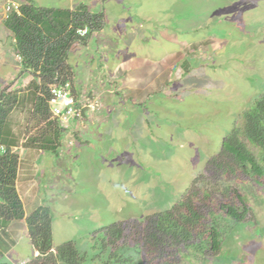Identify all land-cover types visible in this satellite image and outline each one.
<instances>
[{"label":"rangeland","instance_id":"obj_1","mask_svg":"<svg viewBox=\"0 0 264 264\" xmlns=\"http://www.w3.org/2000/svg\"><path fill=\"white\" fill-rule=\"evenodd\" d=\"M5 1L0 0V93L19 96L7 122L14 132L9 138L18 139L12 149L21 163L17 187L25 217L49 205L54 251L74 241L86 254L85 264H97L104 243L97 261L110 264L109 247L116 248L106 237L111 224L123 222L126 233L135 234L133 228H143L148 215L171 208L264 92V0H16L106 9L103 25L72 46L68 58L75 88L96 91L100 107L89 111L91 120L78 134L67 131L59 154L26 145L33 135L40 141L50 125L35 111L34 97L24 100L38 76L22 69L16 57L14 37L3 24ZM132 56L138 61L124 69L123 61ZM50 113L47 119L53 120ZM227 178L214 185H236L254 217L234 221L216 203L221 252L202 264H264V182ZM0 238L10 248L0 264H28L40 253L25 218L0 226ZM142 241H119L134 264H147Z\"/></svg>","mask_w":264,"mask_h":264},{"label":"trees","instance_id":"obj_2","mask_svg":"<svg viewBox=\"0 0 264 264\" xmlns=\"http://www.w3.org/2000/svg\"><path fill=\"white\" fill-rule=\"evenodd\" d=\"M19 9L21 12L9 13L3 24L14 37V50L20 58L22 69L40 78L31 80L30 94L35 98V111L43 116L41 118L47 121L51 131L46 132L40 141L39 136H31L26 145L33 144L57 154L64 133L70 127L64 128L55 118L47 119L51 114L49 89L67 79L74 81V68L68 62V55L76 40H85L78 34V29L88 27L91 32L99 29L105 14L90 12L86 5H78L76 10H70L22 3ZM78 90L75 92L79 95L82 92ZM15 102H19L17 94L11 96L0 93V143L7 145L6 151L0 152V226L7 228L12 221L25 218L31 244L40 252L28 264H85L86 254L78 250L74 241L62 243L54 251V215L49 205H40L25 217L24 204L17 187L21 163L11 145L18 139L9 138L12 133L7 122ZM242 117V124L234 126L224 136L222 148L210 157L204 171L193 179L186 194L171 208L147 216L142 229L145 263L185 264L186 260L191 261L196 256L192 260L193 264H202L204 258L215 257L221 252V231L215 218L218 213L214 211L216 203L220 208L219 213L234 221H247L254 217L248 197L236 185H214L221 176L236 180L251 177L259 184L264 182V92L251 103ZM80 120L73 119L71 122L76 131L83 126V122H90L88 108L83 111ZM20 177L24 179L23 175ZM199 185L206 186L200 188ZM207 186L217 189L219 193H211L206 189ZM123 224L114 222L107 231L106 237L109 235V242L116 247H109L110 264H134V258L125 257L121 252L122 245H126L127 241L121 246L119 241L122 238L140 240L141 228H133L135 234H130L126 233ZM105 247L107 245L103 243L98 248L97 260ZM9 249L0 239V258ZM97 260V264H109L104 261L98 263Z\"/></svg>","mask_w":264,"mask_h":264},{"label":"built area","instance_id":"obj_3","mask_svg":"<svg viewBox=\"0 0 264 264\" xmlns=\"http://www.w3.org/2000/svg\"><path fill=\"white\" fill-rule=\"evenodd\" d=\"M5 7L8 16L13 11H19L20 5L15 1H9ZM83 31V33L86 32V30ZM89 93L76 94L73 83L69 80L52 85L49 89L48 102L53 116L59 118L64 124H69L72 117L80 120L86 108L91 111V109L99 106L98 93L96 91H90ZM5 149L6 147L0 146V151L5 152Z\"/></svg>","mask_w":264,"mask_h":264},{"label":"clouds","instance_id":"obj_4","mask_svg":"<svg viewBox=\"0 0 264 264\" xmlns=\"http://www.w3.org/2000/svg\"><path fill=\"white\" fill-rule=\"evenodd\" d=\"M9 1H15V2L18 3V1H16V0H7V1H5V6H6V3L9 2ZM18 4L21 6L22 3H18ZM79 5H81V4H79ZM84 5H86V3H85ZM46 7H47V6H46ZM86 7L88 8L87 5H86ZM51 8H55V7H51ZM59 8H61V7H59ZM67 9H70V8H67ZM76 9H77V7H76ZM70 10H73V9H70ZM88 10H89V9H88ZM104 10H106V9L104 8ZM104 10L97 11V12H103V13L106 15V12H105ZM89 11H90V10H89ZM17 12H21V10L19 9V11H17ZM91 12H92V11H91ZM5 13H6V12H5ZM6 17H7V14H6L5 18H6ZM83 30H86V32L83 33V32H82ZM93 32H94V31H92V32L89 31V28H88V27H84V28H79V29H78V34H79L80 36H82L83 38H87V39L93 34ZM82 41H83V40L79 39V40H76L75 43H76V42H81V43H82ZM83 42H84V41H83ZM71 50H72V47H71V49H70V51H69V54H70ZM16 57H17L18 60L20 61V58H19L17 55H16ZM69 57H70V55H68V58H69ZM74 74H75V76H76V71H75V69H74ZM75 76H74V78H75ZM68 80H69L71 83H73V86H77V85L75 84V82L72 81V80H70V79L64 80V81H62V82H65V81H68ZM60 83H61V82H60ZM57 84H58V83H57ZM54 85H55V84H54ZM79 89H80V88H79ZM75 90H76V89H75ZM80 90H81V89H80ZM78 91H79V90H78ZM88 92H90V91H88ZM32 97H33V96H32ZM122 100H123V99H122ZM123 101H124V100H123ZM48 104H49V102H48ZM99 107H100V105H99ZM49 108H50V107H49ZM55 118H56V117H55ZM57 119H59V118H57ZM59 122H61V120H60ZM61 123L63 124L64 128H68V127H70L69 129H67V130L65 131V133H64V137H67V136H66V133H67L68 130H70V131L72 130V131L76 132V130H73L74 127L71 125V122H70L69 124H64L63 122H61ZM71 134L73 135V133H71ZM64 137H63V138H64ZM223 137H224V136H223ZM222 141H223V140H222ZM62 142H63V141H62ZM68 142H72V144H73V141H72V140H70V141H68ZM0 145H4V143H0ZM64 147H65L64 145H61V146H60V149H59V152H58L57 154H59L60 151H61L62 149H64ZM6 148H7V147H6ZM221 148H222V144H221ZM221 148H220V149H221ZM5 151H6V149H5ZM0 152H2V151H0ZM209 159H210V158H209ZM209 159H208V160H209ZM208 160H207V161H208ZM206 164H207V162H206ZM206 164H205V166H206ZM204 169H205V168H204ZM203 171H204V170H203ZM203 171H202V172H203ZM202 172H201V173H202ZM146 218H147V217H146ZM14 221H15V220H14ZM12 222H13V221H12ZM145 222H146V219H145ZM145 224H146V223H144V225H145ZM144 225H143V227H144ZM140 228H141V233H139V234H142L141 237H142V239H143L142 242H143V244H144L145 239H144L143 231H142L143 228H142V226H141V227L139 226L138 229H140ZM0 239H2V240L4 241L5 238H0ZM29 240H30V238H29ZM30 242H31V241H30ZM3 243H4V242H3ZM4 244H6V243H4ZM6 245H7V244H6ZM8 247H9V245H8ZM6 252H7V251H6ZM22 262H23V264L25 263V261H22V260H21V264H22Z\"/></svg>","mask_w":264,"mask_h":264},{"label":"crops","instance_id":"obj_5","mask_svg":"<svg viewBox=\"0 0 264 264\" xmlns=\"http://www.w3.org/2000/svg\"><path fill=\"white\" fill-rule=\"evenodd\" d=\"M102 2V1H101ZM77 43V42H76ZM76 43H74L72 46H74ZM71 57V56H70ZM138 59L139 58H136V56H132V57H130V58H128V59H125L124 61H123V67H124V69H127L128 67H131V65L133 64V62H136V61H138ZM10 66H11V64H10ZM119 68L121 67V64L118 66ZM150 66H147V68H146V70L149 68ZM12 68H13V66H12ZM11 68V69H12ZM149 70V73H151V70L150 69H148ZM129 71H130V69H129ZM124 73V72H123ZM128 73H130V74H132L131 72H128ZM149 73H146L147 75H149ZM142 74L140 73L139 74V76H141ZM133 80L134 79H136V76L135 75H129ZM114 80V79H113ZM116 80V79H115ZM122 80V79H121ZM120 79H119V81H116V82H114V83H118V82H120L121 81ZM139 80V79H138ZM135 82H137V80H134ZM80 83V85H83V84H85V82H79ZM119 85V84H118ZM0 86H1V84H0ZM29 100V101H31L32 99H33V97H32V95L31 94H27V96H26V98H25V101L26 100ZM95 122V121H94ZM93 123V122H92ZM11 133H12V135H14V132L13 131H11ZM10 139H12V140H14L13 138H10ZM12 144L11 145H14V143L15 142H11ZM10 144V143H9ZM31 157V156H30ZM25 173V172H24ZM23 176H26V175H23Z\"/></svg>","mask_w":264,"mask_h":264}]
</instances>
